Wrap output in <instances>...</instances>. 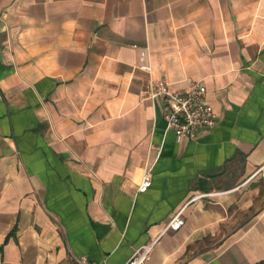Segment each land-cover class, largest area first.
<instances>
[{
    "label": "crops",
    "instance_id": "obj_1",
    "mask_svg": "<svg viewBox=\"0 0 264 264\" xmlns=\"http://www.w3.org/2000/svg\"><path fill=\"white\" fill-rule=\"evenodd\" d=\"M151 80L204 85L215 127L179 142ZM157 239L148 264H264V0H0V264Z\"/></svg>",
    "mask_w": 264,
    "mask_h": 264
},
{
    "label": "built area",
    "instance_id": "obj_2",
    "mask_svg": "<svg viewBox=\"0 0 264 264\" xmlns=\"http://www.w3.org/2000/svg\"><path fill=\"white\" fill-rule=\"evenodd\" d=\"M150 71V67L142 68ZM207 88L201 84H193L189 91L179 93L173 91L166 80H151L148 96L152 100L160 99L165 105V120L179 142L196 140L204 133L211 131L216 125V114L213 106L206 100ZM152 178L145 175L138 189L139 193L147 192L152 186ZM184 209L178 212L168 223L164 233L178 232L185 226ZM158 239L141 246L125 264H148ZM74 264H97L87 256L71 255Z\"/></svg>",
    "mask_w": 264,
    "mask_h": 264
}]
</instances>
